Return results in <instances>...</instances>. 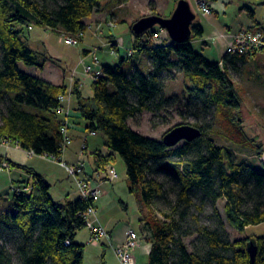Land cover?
<instances>
[{"label":"trees","instance_id":"1","mask_svg":"<svg viewBox=\"0 0 264 264\" xmlns=\"http://www.w3.org/2000/svg\"><path fill=\"white\" fill-rule=\"evenodd\" d=\"M49 1L52 7L47 5ZM102 1L0 0V101L8 98L12 104L0 120V141L8 139L35 155L62 160L64 120L57 109L63 105L59 97L67 95L68 85L20 68L24 62L44 71L51 60L45 51L31 47L27 33L36 24L71 36L83 35L90 26L85 19L104 9ZM245 8L255 18L254 10ZM196 22L192 36L183 42L169 37L162 44L155 43L160 27L140 35L131 29L134 39L128 54L120 53L114 36L110 38L119 62L102 65V74L91 85L92 96L85 97L78 82L75 84V111L88 135H104L107 151L93 152L94 173L105 170L117 154L126 163L128 189L136 195L141 224L151 242L149 264H264V234L232 240L222 226L204 225L196 231L192 249L185 241L193 233L188 224L191 209L202 210L222 199L227 221L239 233L264 223L263 145L246 133L240 113L242 97L231 71L258 50L227 52L214 62L194 47L192 40L205 31ZM143 56L151 64L150 72L139 65ZM174 68L190 82L183 96L165 93L163 74ZM175 104L195 106L196 116L213 115L211 121L190 123L201 128L200 137L168 146L163 139L142 134L130 125L144 111L160 115ZM216 122L222 130L212 132ZM223 134L232 136L226 140L233 143L239 142L234 138L242 137L243 146L254 147L260 161L237 157L232 147L222 143ZM9 165L24 168L32 180L13 188L15 210L0 220L6 232H13L18 240L14 254L0 243V264H16V256L19 264H85V245L76 240V234L85 227L83 213L93 201L81 196L56 201L50 194L51 182L39 172L12 161ZM168 184L176 193L175 200L167 198ZM159 201L166 204V210L156 207ZM250 240L257 245L254 261L248 250Z\"/></svg>","mask_w":264,"mask_h":264},{"label":"rangeland","instance_id":"2","mask_svg":"<svg viewBox=\"0 0 264 264\" xmlns=\"http://www.w3.org/2000/svg\"><path fill=\"white\" fill-rule=\"evenodd\" d=\"M180 0H103L104 9L102 11H96V13H109L107 19L101 21L107 22H92L90 17L86 18V22L90 25L86 29L85 33L80 41L76 45H70L64 41L65 31L55 32L45 26L32 25V29L27 33L29 43L32 48L39 51L46 52L51 58L45 67V71H41L36 67L27 66L24 62L20 63V68L26 70L32 74H36L42 78L51 79L53 81H60V74L63 72L65 81L69 84L72 83L75 77L80 78L82 82V89L85 97L93 95V89L91 88L93 79L86 72V65L95 64V58L99 59V62L104 65H114L119 62V53L116 48H113L110 43L112 36L128 39L133 36V25L142 17L150 16L153 14L162 15L169 18L174 13L175 8ZM191 8L196 13V19H198L206 28L204 39H209V45L196 44V50L203 53L212 61H217L223 53L221 44L222 41L218 39L219 34L226 30L228 26H238L240 23L247 21L248 9L246 5H249L255 9L257 17L264 23V0H188ZM205 2L209 8H212L213 14L204 13L202 2ZM47 5L52 7L51 1L47 2ZM156 12V13H154ZM102 17V16H100ZM103 19V18H102ZM114 22L115 24H112ZM159 27V26H155ZM162 30V28H161ZM160 30V31H161ZM120 53L128 54V47L120 45ZM89 50L87 54L85 51ZM260 50V49H259ZM258 50V52H259ZM48 51V52H47ZM50 52V53H49ZM2 56V50L0 45V59ZM54 56V57H53ZM1 65V61H0ZM142 70L147 73L151 70V64L148 62V58L143 56L139 62ZM61 71V72H60ZM233 80L236 82L238 92L242 97V105L240 113L242 114L245 130L247 135L252 139H256L257 143L263 145L264 151V52H259L257 56H251L248 61L242 62L238 65V68L232 69ZM164 85L166 95H180L183 96L186 86L190 84L188 78L178 68L167 71L163 74ZM77 82L78 79H75ZM77 84V83H76ZM73 89V88H72ZM76 101H74L75 105ZM12 104L8 98H4L0 101V120L4 115H7ZM198 110L195 106H184L183 104H175L171 109H166L161 112L160 115H153L148 111L137 115L130 120V125L135 130L142 134H147L153 138L162 139L166 132L177 124H187L199 122H208L212 120L213 115L208 114L203 117L196 116ZM203 114V113H202ZM82 121V119H80ZM76 129L70 126L69 133L72 138L70 144L65 148L62 153V160L71 165L73 161L81 157L83 151L82 160L86 164V171L89 172L93 164V150L95 148H101L106 151L104 135L98 134L92 136L89 139V147L86 141L81 142L79 133L84 135L85 129L77 128L76 120L71 121ZM79 122V121H78ZM84 126V122L82 123ZM214 132L217 128H222L216 122L214 124ZM220 127V128H219ZM73 128V129H71ZM224 131V130H223ZM212 132H209L212 133ZM91 134V133H90ZM208 134V135H209ZM224 135V134H223ZM222 143L228 147H232L236 156L239 158H246L248 161H260V155L255 152L254 147L245 145L243 146V138L234 140L239 141L233 143L228 141L233 139L228 135L223 136ZM230 137V138H229ZM228 139V140H226ZM4 141V139H2ZM83 143L85 148H82ZM184 141L180 142V144ZM1 144V143H0ZM17 144V143H16ZM11 142L10 147H0V152L6 154L13 152L21 157L24 154L18 144ZM87 148V149H86ZM28 151V150H27ZM95 151V150H94ZM31 153V151H29ZM0 153V156H1ZM32 154V153H31ZM27 154L31 158L29 165H35L41 168L47 176H49L52 182V192L57 197H61L63 193L75 188L76 179L68 172L67 168L62 165L58 160H54L51 156L45 155H31ZM25 156V155H24ZM264 156V155H263ZM18 161L20 157L16 156ZM26 157V156H25ZM1 158H4L1 156ZM28 158V157H27ZM5 160H1L0 163V220L5 219L8 212H14L15 207L11 194L13 193V181H19L21 178L15 173L19 169H14L13 172L2 165ZM111 165L117 170L118 177L113 181L101 180V193L99 207L100 212L97 213L102 221H106L110 224V227L114 229L117 227L118 231L125 228L133 229L139 235L138 246L142 240L141 237V216L139 212V205L137 203L136 195L129 192L128 189V173L126 163L123 161L120 155H116ZM10 164V162L8 163ZM28 164V163H27ZM21 171V170H20ZM24 173V171H22ZM102 176L105 175V171H101ZM170 185V186H169ZM24 189V188H23ZM26 190V189H25ZM168 200H175L176 193L171 190V184H168ZM198 205L200 204L199 201ZM225 199L219 200L216 204L208 203L202 210L194 206L190 213L191 217L188 220V224L192 228V236L185 239L186 243L192 249L193 241H196L198 234V228L207 225L211 228L215 226H222L227 233H229L232 240L238 237H244L246 235L264 234V223L249 226L245 233H239L230 222L227 221L226 213L224 212ZM156 205L157 208L166 210L167 206L162 201H159ZM222 223V224H220ZM86 229H88L85 226ZM128 228V229H127ZM0 243L6 246L9 253H15L17 245V236L13 232L6 230L0 224ZM143 242H145L143 240ZM88 245V244H87ZM194 247V246H193ZM105 248V247H104ZM90 249V246H89ZM133 250L134 254L138 257L137 264H149L148 255L137 253ZM105 256L104 260L106 264H123L122 260L117 256L116 250L111 247L106 248V252L102 254ZM90 260V259H89ZM16 264H19L18 256L14 258ZM101 262L96 264H101ZM88 264V263H87Z\"/></svg>","mask_w":264,"mask_h":264},{"label":"crops","instance_id":"3","mask_svg":"<svg viewBox=\"0 0 264 264\" xmlns=\"http://www.w3.org/2000/svg\"><path fill=\"white\" fill-rule=\"evenodd\" d=\"M129 1L131 2V0H129ZM103 4H104V2H103ZM246 6H249V5H246ZM249 7H251V6H249ZM251 8L254 10V13H255L254 14V17L255 18L250 17L249 16V13H247L248 14L247 15V17H248L247 21H244V23L243 22L240 23L238 26H236V28L234 26H228L227 28H225L226 30L222 31L219 34L218 39L220 38V40L222 41L221 47H222L223 53L221 54V57H219L217 61H220L223 58V56L227 52L226 48H227L228 44L240 32H242L244 30H247V29H252V30L261 29L264 32V23L261 21V19L259 17H257V14L255 12V9L253 7H251ZM110 15L111 14L109 13L108 16H110ZM100 16H102V17H100ZM108 16H107V13L102 12V13H95L90 18L92 19V22H97L99 20L98 22L100 23V22H107V21H101V20L107 19ZM196 23H199V24L202 25L203 30H205L204 31V35H205V32H206L205 26H203V24L198 19H197V22ZM204 35L202 37H195L192 40L195 48H196V46H195L196 44H200V46H201V44H203V45H209V44H211V43H209V41H210L209 39H207V40L204 39ZM111 39H113V36L111 37ZM133 39H134L133 36L131 38H129V40L128 39H125V38H120V37H115L114 36V40H116V42H117L116 44H118V47L120 48V45L121 44L122 45H125V47H128V50H127L128 53L132 49ZM87 52H89V50L85 51L86 54H87ZM259 52H260V50H259ZM259 52L257 54H259ZM261 52H264V50H261ZM257 54L256 55H253V56H257ZM214 62H216V61H214ZM101 65H103V64L101 63ZM44 71H45V68H44ZM64 78H66V77H65L64 73L62 72L60 74V76H59V79H61L60 81H56L55 82V81H53L51 79H47V80H50V81L54 82L55 84L56 83H59V84L65 83L66 85H68V90H69L68 91V94H69L68 97L69 98H67V102H65L63 104L64 110L61 113L59 112V115H60V118H62V119H66L67 118V119H69L70 122L72 121V119L76 120V122H77L76 123L77 124V128L78 129H80V128L82 129V127L84 128V126L82 124L83 121H80V118H78V113H77V111H75L76 103L74 105V101H76V100H75L74 96L72 94H70L71 91H72V88L75 86V83L72 80V83L69 84L68 82L65 81ZM75 79H78L79 80L80 78L75 77ZM80 88L82 89V87H80ZM82 91H83V89H82ZM68 108H70L71 111H73V113H72L71 116H69V114H68V111H67ZM73 128L76 129L74 126H73ZM73 128H71V129H73ZM78 133H79V135H78L79 138L82 139L81 142H84V141L87 142V144H88L87 148L90 145L89 144V139L92 136H97L98 135V134L97 135H93V134L88 135L87 133L86 134L84 133V135H81L80 132H78ZM87 144L83 143L82 148L85 145H87ZM9 145L10 144H8L6 146L7 147H10ZM94 150L95 151H103V150H101V148H95ZM94 150H93V152H95ZM106 151L104 150L103 152H106ZM23 152H24V154L22 155V161H20L21 160L20 155L14 154L13 152L9 153L7 151V153L5 155L2 154L1 152L0 153H1V156L4 157L3 159L6 162L9 163V162L12 161L15 164L17 163V164H20V165H25V166L32 167L33 169L36 170V172H39L43 177H45L49 182H51L49 176H47V174L41 168L36 167L35 165H32V166L29 165V163H31V158L29 156H27V154H31V153L29 151H23ZM31 155H35V154H31ZM16 156L20 157L19 161H18V158ZM79 158H77L75 161H73L72 164L76 163L79 160ZM93 164H94V162H93ZM2 165H3V163H2ZM6 167H8V169L10 168V170L12 172H13L14 169H19V170L15 171V173L21 179L19 181H17V182L15 180L13 181V186L14 187H17V185H24L23 182L28 181V180H32L30 174L24 168H21V167H18V166L17 167H11V165H9V166L7 165ZM95 169H96V165L94 167H91V170L89 172H87L86 169H85L84 176L91 177L93 175L96 179L101 180L102 179V177L100 176L101 172L94 173ZM22 171H24V173ZM103 180H106V179H103ZM51 184H52V182H51ZM100 185H101V183H100ZM76 186H77V184H76ZM50 194H51L52 198H54L56 201L65 200L67 197H69L71 199L72 198L73 199L81 198L80 197L79 187H77V190H75V188H72L71 187V189L68 190V192L63 193V195H61V197H57V194L56 193L54 195L53 192H52V188H51ZM100 200L101 199H99V200H97L95 202V206L97 207V213L100 212V207H99V201ZM97 216L99 217V215H97ZM100 222H101L102 226L108 230L109 235H108V237H106V239H103L101 241H92L90 239V230L89 229H86L85 227L82 228L81 230H79L77 232V234H76V240L78 242H80V243H82V244L85 245V258H84L85 259L84 260L85 261V264H87V263L88 264H96V263H99L101 261H102L101 264H106V261L104 260L105 256L104 255L102 256V254L104 252H106V248L107 247H111L114 250V252H115V250H116L115 248L118 245H121L122 243H124L126 241V239H127L126 238L127 230L125 228H123L122 230L118 231L117 230L118 229L117 227L115 229L113 227H110V224H108L106 221H102L101 218H100ZM140 226H141V237H142V240L140 242L139 247L137 249H135V252L138 253L140 251V253L149 256L150 251H151V242H150V239L148 237V232H146V231L143 230V226H142L141 223H140ZM143 240L145 242H143ZM89 246H90V249H89ZM133 254H134V252H133ZM134 256L137 259V261H139L138 257L135 254H134Z\"/></svg>","mask_w":264,"mask_h":264},{"label":"built area","instance_id":"4","mask_svg":"<svg viewBox=\"0 0 264 264\" xmlns=\"http://www.w3.org/2000/svg\"><path fill=\"white\" fill-rule=\"evenodd\" d=\"M202 7L204 13L212 14V8H209L207 4L203 1ZM112 24H115L114 22H111ZM83 35H65L64 41L70 45H76L79 43L80 38ZM170 37L168 31L165 29H162L160 33H156L154 36L155 43L162 44L164 40L168 39ZM171 39V38H170ZM263 50L264 49V32L261 29L258 30H252L247 29L235 36L233 40L228 44L226 50L229 53L237 54H248L251 51L254 50ZM226 52V53H227ZM86 72L89 74V76L94 80H97L99 76L102 74V65L99 62V59L97 57L95 58V64H87L86 66ZM74 83L76 84L78 82V85L81 87L82 82L80 80L73 79V76L71 78ZM73 91V90H72ZM72 91L70 94H72ZM69 94L67 95H61L59 97L60 101L64 104L67 102V98ZM64 110V106H60V108L57 109L58 112H62ZM68 114L69 116L72 115L73 111H71L70 108H68ZM64 123L61 127V133H63V152L65 148L70 144L72 138L70 137L69 128L70 126H74L72 122L69 121V119H63ZM93 135H97L96 132L91 133ZM0 147L10 144L11 142L8 139H5L4 141H0ZM85 148V146L83 147ZM32 154H34L31 151ZM83 155V151L81 152V157ZM54 160H58L64 165L70 175L72 174L75 179L77 186L79 187L80 196L82 198H86L93 201V205L89 206V208L84 211L83 218H85V226L90 230V239L92 241H101L103 239H106L108 237L109 233L106 228H104L100 222V218L97 216V207L95 206V202L100 199V193H101V180H111L113 181L115 178L118 177L117 170L114 166L111 164H108L105 168V175L100 176L102 177L101 180L96 179L93 175L91 177L84 176V171L86 169V164L80 157L79 160L75 164L68 165L67 162L63 160H59L56 157L51 156ZM63 159V158H62ZM3 165L6 167L9 166L8 162H3ZM27 190V189H26ZM126 241L122 243L121 245H118L116 249L117 256L122 260L123 264H137V259L135 258L133 254V250L135 247L138 246L139 243V235L137 232L133 229L127 230L126 235Z\"/></svg>","mask_w":264,"mask_h":264},{"label":"water","instance_id":"5","mask_svg":"<svg viewBox=\"0 0 264 264\" xmlns=\"http://www.w3.org/2000/svg\"><path fill=\"white\" fill-rule=\"evenodd\" d=\"M196 16V13L191 8L190 2L188 0H180L171 17L166 18L158 14L142 17L133 25L132 30L137 35H140L155 26H159L160 29L162 28L168 31L171 39L177 42H183V40L192 36V26L197 20ZM202 133L200 127H195L190 123L177 124L168 130L162 139L168 146H175L181 141L197 139ZM248 250L251 254L252 261H254L257 255V245L253 240L249 241Z\"/></svg>","mask_w":264,"mask_h":264}]
</instances>
